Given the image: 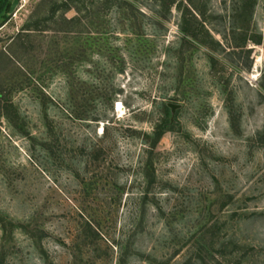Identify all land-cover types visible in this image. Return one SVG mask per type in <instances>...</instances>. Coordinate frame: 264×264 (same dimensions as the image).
Segmentation results:
<instances>
[{
  "label": "rangeland",
  "instance_id": "obj_1",
  "mask_svg": "<svg viewBox=\"0 0 264 264\" xmlns=\"http://www.w3.org/2000/svg\"><path fill=\"white\" fill-rule=\"evenodd\" d=\"M126 1L0 27V264H264V0Z\"/></svg>",
  "mask_w": 264,
  "mask_h": 264
},
{
  "label": "trees",
  "instance_id": "obj_2",
  "mask_svg": "<svg viewBox=\"0 0 264 264\" xmlns=\"http://www.w3.org/2000/svg\"><path fill=\"white\" fill-rule=\"evenodd\" d=\"M156 2L161 3H175L177 5L187 3L194 11L191 12L189 8L186 9L188 12H183V22L180 26V31L189 34L191 36L196 35L197 26L196 23L193 27L189 26L188 20L186 19V15L190 13V16L196 21V14L200 15L197 12V7L194 3V0H154ZM116 2L122 4H128L126 0H41V7H45L46 3L48 4V8L44 13L39 15L38 11L33 10L28 15V22L25 24L21 30L18 32L17 36L19 39L23 40L25 43L24 46L22 44V48H26L28 51L32 50L33 44L32 34L34 32H38L44 34L46 32L62 33L69 35H78L82 29H85V20H88V17H98L103 14V9L107 8L105 6L113 5ZM11 4V0H0V27L9 19L10 15L8 14V10ZM185 7V5H184ZM74 10L75 14L72 16H67V12L70 10ZM77 37V36H76ZM26 39L27 41H25ZM88 39V38H86ZM25 41V42H24ZM1 54L6 57L10 62L15 60L14 51L13 54L10 51H0ZM77 57L79 54H75ZM13 59V60H11ZM61 66H64L63 64ZM62 69V68H61ZM4 88L0 83V117L5 116L6 118H13V116L17 117V109L12 103V101L7 100L4 95ZM118 264H122V261H119Z\"/></svg>",
  "mask_w": 264,
  "mask_h": 264
},
{
  "label": "water",
  "instance_id": "obj_3",
  "mask_svg": "<svg viewBox=\"0 0 264 264\" xmlns=\"http://www.w3.org/2000/svg\"><path fill=\"white\" fill-rule=\"evenodd\" d=\"M20 0H11V4L8 10V14L11 15L16 10L17 6L19 5ZM166 106L170 109L171 116L174 115V112L176 109L180 108L181 104L173 103V102H167Z\"/></svg>",
  "mask_w": 264,
  "mask_h": 264
}]
</instances>
